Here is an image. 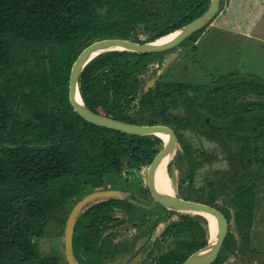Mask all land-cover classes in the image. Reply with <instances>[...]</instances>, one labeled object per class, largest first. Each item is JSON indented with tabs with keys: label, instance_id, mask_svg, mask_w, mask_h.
I'll return each mask as SVG.
<instances>
[{
	"label": "trees",
	"instance_id": "16d2710c",
	"mask_svg": "<svg viewBox=\"0 0 264 264\" xmlns=\"http://www.w3.org/2000/svg\"><path fill=\"white\" fill-rule=\"evenodd\" d=\"M209 3L0 0V264H60L59 254L43 253L39 245L48 225L61 227L63 236L69 211L84 194L117 188L115 179L144 170L162 145L155 133L121 131L77 113L69 99V75L80 51L106 37L157 39L193 20ZM222 7L221 0L218 12ZM210 23L186 40L194 44ZM174 49L102 51L81 70L78 87L96 112L173 128L178 144L167 172L171 178L173 164L181 172L185 185L178 195L225 214L228 231L209 263L224 264L238 250H255L263 220L264 78L232 73L204 83L168 79L161 70ZM151 78L155 81L145 91ZM142 189L149 192L144 184ZM139 198L105 196L81 209L73 233L79 264H104L132 248L151 213L156 226L136 264H177L208 242L205 215L160 203L148 209ZM130 222L137 232L119 239L120 228Z\"/></svg>",
	"mask_w": 264,
	"mask_h": 264
},
{
	"label": "rangeland",
	"instance_id": "374dc122",
	"mask_svg": "<svg viewBox=\"0 0 264 264\" xmlns=\"http://www.w3.org/2000/svg\"><path fill=\"white\" fill-rule=\"evenodd\" d=\"M222 1V10L225 12H218L212 23L198 34V40L194 44L185 39L174 46L175 49L169 54L173 55V58L161 70L168 79L204 83L220 75L232 73L253 74L264 78V0ZM131 10L132 15H137L135 9ZM129 20L128 18L127 21ZM202 142L206 146H213L205 140ZM171 170L173 192L178 195L181 186L185 183L175 164L172 165ZM145 173L146 168L120 180L115 179L113 184L117 188H125L121 198L133 193L140 197L138 203L153 209L157 207V203L150 197L149 192L146 193L142 189ZM118 214L126 216L122 211H118ZM262 218L259 223L260 232L252 245L255 250H238L235 254H231L224 264H264V215ZM156 222V213H151L148 216V228L136 238L133 247L118 252L115 256L105 259L103 263L136 264L142 255L141 247L153 232ZM134 225L130 222L121 227L118 238L135 234L138 229ZM59 229L61 227L51 222L46 228L45 237L39 240V245L43 253H57L60 255V264H66L64 236L60 234Z\"/></svg>",
	"mask_w": 264,
	"mask_h": 264
},
{
	"label": "water",
	"instance_id": "95a60500",
	"mask_svg": "<svg viewBox=\"0 0 264 264\" xmlns=\"http://www.w3.org/2000/svg\"><path fill=\"white\" fill-rule=\"evenodd\" d=\"M221 0H210L207 9L187 22L175 31H178L172 38L164 42H157V39L148 41H137L124 37H106L95 40L86 45L74 60L70 75H69V99L73 108L84 119L99 125L116 128L121 131L137 134L155 133L162 138V145L155 153L146 167L145 183L151 196L160 204L168 208L178 210H187L199 212L205 215L208 220V215H212L216 221V230L213 233L210 222V236L208 242L199 249L190 253L186 258L177 264H209L218 257L222 247L225 235L228 231V220L225 214L218 207L194 199L184 198L172 192H164L159 190L153 181V173L158 162L174 152L178 144V138L173 128L164 123H133L111 117L92 110L87 106L80 94L78 87V79L81 70L98 53L110 49H128L138 52H155L170 49L198 29L206 26L215 17L218 12ZM173 58V55H168L163 67L165 68ZM155 78L148 80L145 91L153 84ZM123 190L118 188H98L84 194L69 211L64 226V249L67 264H79L75 259L73 252V233L77 216L81 209L89 202L105 196H121Z\"/></svg>",
	"mask_w": 264,
	"mask_h": 264
},
{
	"label": "bare ground",
	"instance_id": "6f19581e",
	"mask_svg": "<svg viewBox=\"0 0 264 264\" xmlns=\"http://www.w3.org/2000/svg\"><path fill=\"white\" fill-rule=\"evenodd\" d=\"M176 33H178V31H172L166 35H163L157 39V42L167 41L170 38H172ZM170 156L171 154L167 157L162 158L156 165L154 173H153L154 184L159 190L164 191V192L173 191L170 176L167 172V162ZM208 217H209L211 229L214 233L216 230V221L212 215H208Z\"/></svg>",
	"mask_w": 264,
	"mask_h": 264
},
{
	"label": "built area",
	"instance_id": "2783aa9c",
	"mask_svg": "<svg viewBox=\"0 0 264 264\" xmlns=\"http://www.w3.org/2000/svg\"><path fill=\"white\" fill-rule=\"evenodd\" d=\"M146 36H147V35H146L145 33H143V32L139 33V37L142 38V39H143V38H146Z\"/></svg>",
	"mask_w": 264,
	"mask_h": 264
},
{
	"label": "flooded vegetation",
	"instance_id": "af4514ba",
	"mask_svg": "<svg viewBox=\"0 0 264 264\" xmlns=\"http://www.w3.org/2000/svg\"><path fill=\"white\" fill-rule=\"evenodd\" d=\"M144 185L146 186L145 179H144ZM109 187H110V185H109ZM146 188H147V186H146ZM148 191H149V190H148ZM149 194H150V192H149ZM150 197H152L151 194H150ZM152 199H153L157 204L159 203V202L156 201L153 197H152Z\"/></svg>",
	"mask_w": 264,
	"mask_h": 264
},
{
	"label": "crops",
	"instance_id": "0c3cea01",
	"mask_svg": "<svg viewBox=\"0 0 264 264\" xmlns=\"http://www.w3.org/2000/svg\"><path fill=\"white\" fill-rule=\"evenodd\" d=\"M225 7H226V6H225ZM221 12L224 13L225 11H224V10H221ZM211 23H212V22H211ZM211 23H210V24H211ZM198 37H199V36H198ZM197 40H198V38H197Z\"/></svg>",
	"mask_w": 264,
	"mask_h": 264
}]
</instances>
